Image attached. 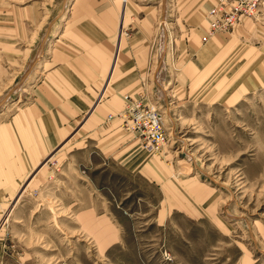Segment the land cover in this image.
Masks as SVG:
<instances>
[{
	"label": "rangeland",
	"instance_id": "374dc122",
	"mask_svg": "<svg viewBox=\"0 0 264 264\" xmlns=\"http://www.w3.org/2000/svg\"><path fill=\"white\" fill-rule=\"evenodd\" d=\"M104 1L0 0V264H264V0L210 36L218 0L92 12ZM102 32L108 76L137 81L167 145L124 169L104 151L102 94L28 164L46 73Z\"/></svg>",
	"mask_w": 264,
	"mask_h": 264
},
{
	"label": "crops",
	"instance_id": "0c3cea01",
	"mask_svg": "<svg viewBox=\"0 0 264 264\" xmlns=\"http://www.w3.org/2000/svg\"><path fill=\"white\" fill-rule=\"evenodd\" d=\"M74 4L75 2L72 4V8ZM116 9L114 0L104 1L103 5L96 7L92 12L95 14L101 11L105 14L117 13ZM86 22L91 26L103 24L110 31L113 27V21L110 18L104 22H100L98 19L93 23ZM102 36L104 37L102 40L91 45L84 52H78L75 56L70 57L66 55L68 58L59 59L54 68L46 73L44 84L40 87L42 89H40L39 101L36 103L37 112L30 114L33 118L35 142L37 140L39 143L37 147L39 152L33 155H29L28 152L25 154L28 164L31 165L29 161L31 156L38 157L40 160L68 135L62 138L64 117L69 118L71 115L75 117L81 113L87 114L96 99L102 94L103 97L101 96L93 112L98 110L97 114L101 115L105 122L103 145L108 156H112L124 169L127 170L130 167L132 171H137L153 155L144 149L140 138L124 130L121 120H106L107 116H113L121 111L127 101L139 98L142 91L139 92L140 89H137L136 80H126L125 83H122L124 77L112 79L116 66L112 74L108 76V70L112 67L113 62V57L109 55L112 44L109 43L108 34L102 32ZM24 146L25 143L21 144L20 150H17L13 157L18 156L20 151L23 153ZM4 152V156L11 158V151ZM14 164L18 167L16 162ZM20 169L21 167L18 170ZM14 205L8 207L9 209L4 214L5 217L8 218Z\"/></svg>",
	"mask_w": 264,
	"mask_h": 264
},
{
	"label": "built area",
	"instance_id": "2783aa9c",
	"mask_svg": "<svg viewBox=\"0 0 264 264\" xmlns=\"http://www.w3.org/2000/svg\"><path fill=\"white\" fill-rule=\"evenodd\" d=\"M259 1L218 0L211 11V32L227 31L235 26L241 17L252 16ZM118 118L126 131L141 139L144 148L157 153L167 145L168 135L159 112L142 105L140 100L129 102Z\"/></svg>",
	"mask_w": 264,
	"mask_h": 264
},
{
	"label": "bare ground",
	"instance_id": "6f19581e",
	"mask_svg": "<svg viewBox=\"0 0 264 264\" xmlns=\"http://www.w3.org/2000/svg\"><path fill=\"white\" fill-rule=\"evenodd\" d=\"M210 28H211V22L209 23V32H208V36H210V35H213L214 33H212L211 32V30H210ZM224 32V31H223ZM216 33H219V32H216ZM128 105V104H127ZM126 105V106H127ZM126 106H125V108H126ZM124 110V109H123ZM123 111H121V112H119L117 115H115V116H110V118H114V119H118V120H120L119 118H118V115L119 114H121ZM110 118L108 117V119L110 120ZM125 130V129H124Z\"/></svg>",
	"mask_w": 264,
	"mask_h": 264
}]
</instances>
